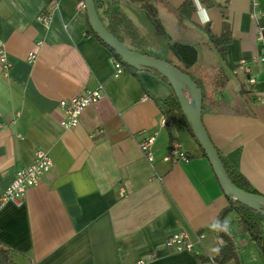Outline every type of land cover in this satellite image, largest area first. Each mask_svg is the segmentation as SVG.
<instances>
[{"label": "crops", "instance_id": "obj_1", "mask_svg": "<svg viewBox=\"0 0 264 264\" xmlns=\"http://www.w3.org/2000/svg\"><path fill=\"white\" fill-rule=\"evenodd\" d=\"M80 1L0 0L8 61L6 69L0 64V244L26 264H214L220 243L210 226L228 197L186 126L164 125L156 99L172 88L126 65L116 74L109 49L87 32ZM184 1L158 6L168 30ZM191 2L193 37L210 43L208 35H229L218 58L231 77L217 96L228 109L202 114L203 125L219 155L264 196V63L253 61L264 55V0ZM46 14L48 25L38 19ZM241 60L248 71L234 74ZM95 89L102 99L65 129L59 100ZM151 135L149 162L138 142ZM173 143L188 161L165 159ZM36 150L49 155L51 170L19 200H2ZM226 220L238 263L264 264L238 216ZM176 233L191 252L164 246Z\"/></svg>", "mask_w": 264, "mask_h": 264}, {"label": "trees", "instance_id": "obj_2", "mask_svg": "<svg viewBox=\"0 0 264 264\" xmlns=\"http://www.w3.org/2000/svg\"><path fill=\"white\" fill-rule=\"evenodd\" d=\"M94 3L98 16L107 30L130 50L166 61L191 78L202 92V114L225 112L228 109L217 97L226 88L231 77L230 72L218 58L224 50V45L229 42L228 32L225 31L217 37L208 35L210 43L193 37L187 28L193 10L191 0H185L173 9L176 21L169 30L158 9L159 5L166 4V0H94ZM85 27L89 34L109 49L115 60L125 65L116 53L92 31L87 19ZM128 67L135 70L133 67ZM144 70L156 75L169 85L167 79L158 72L151 69ZM156 102L167 128L170 122L180 121L194 137L174 92L165 99H156ZM220 158L229 179L235 186L245 192L260 195L233 166L221 156ZM229 213H235L238 216L239 230L252 237L264 256V216L235 202L231 197H228V206L220 212L216 220L225 221ZM216 236L220 249L218 256L212 259L213 263L239 264L234 242L227 232L217 230ZM0 264L26 263L16 262L12 252L0 244Z\"/></svg>", "mask_w": 264, "mask_h": 264}, {"label": "water", "instance_id": "obj_3", "mask_svg": "<svg viewBox=\"0 0 264 264\" xmlns=\"http://www.w3.org/2000/svg\"><path fill=\"white\" fill-rule=\"evenodd\" d=\"M84 5L92 31L116 53L125 65L137 70L151 69L167 79L179 101L184 119L209 160L224 194L264 216V196L245 192L229 179L219 152L203 125L202 92L191 78L166 61L130 50L107 30L98 16L94 0H84Z\"/></svg>", "mask_w": 264, "mask_h": 264}, {"label": "built area", "instance_id": "obj_4", "mask_svg": "<svg viewBox=\"0 0 264 264\" xmlns=\"http://www.w3.org/2000/svg\"><path fill=\"white\" fill-rule=\"evenodd\" d=\"M78 10H85L84 1L81 0L77 4ZM43 24L48 25L49 16L42 15L38 18ZM261 28L258 29L260 33ZM258 39L261 40V36H258ZM36 58L35 53L28 54V61L32 62ZM253 61H259L264 63V55L254 58ZM0 64L3 69H6L8 66L7 55L5 51L0 47ZM113 66L115 68L116 74L120 73L123 65L117 60L113 59ZM248 71V63L246 61H239L232 72L237 74L238 72ZM250 82H253L250 80ZM103 97V93L100 89H95L87 91L80 95L72 96L70 98L59 100V108L63 113V118L61 120V125L65 129H73L79 123V118L85 108L91 106ZM155 142V136H147L142 138L138 142V147L142 154L147 158L149 162L153 161V145ZM172 157H175L178 161H188L189 156L182 150L181 145L178 143H173L168 151L166 160H170ZM53 166V162L49 155L42 151L36 150L34 152L32 162L21 168L15 175L12 182L4 189L2 192V200H19L25 192L39 184L43 176L47 174ZM164 246L174 248L177 251H188L191 252L193 245L182 233H176L167 237L164 241ZM152 257V255H148ZM142 263V262H141Z\"/></svg>", "mask_w": 264, "mask_h": 264}, {"label": "clouds", "instance_id": "obj_5", "mask_svg": "<svg viewBox=\"0 0 264 264\" xmlns=\"http://www.w3.org/2000/svg\"><path fill=\"white\" fill-rule=\"evenodd\" d=\"M213 230H219L224 232L230 231V224L229 221L225 220L223 222L219 220H214L213 223L210 226Z\"/></svg>", "mask_w": 264, "mask_h": 264}]
</instances>
